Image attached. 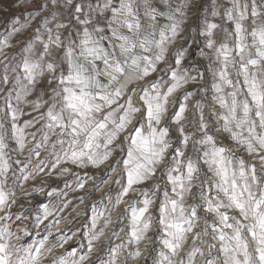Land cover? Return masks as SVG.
<instances>
[{
  "label": "snow or ice",
  "instance_id": "obj_1",
  "mask_svg": "<svg viewBox=\"0 0 264 264\" xmlns=\"http://www.w3.org/2000/svg\"><path fill=\"white\" fill-rule=\"evenodd\" d=\"M0 12L12 13L0 32V264H128L153 228L154 264H264V0H11ZM106 164L86 251L65 248L76 231L49 244L69 192L95 179L74 169ZM42 173L71 179L33 188L47 197L34 218L13 212L16 189ZM30 219L38 238L22 243Z\"/></svg>",
  "mask_w": 264,
  "mask_h": 264
},
{
  "label": "rangeland",
  "instance_id": "obj_2",
  "mask_svg": "<svg viewBox=\"0 0 264 264\" xmlns=\"http://www.w3.org/2000/svg\"><path fill=\"white\" fill-rule=\"evenodd\" d=\"M11 3V0H0V4L4 6H8ZM13 12H16L17 10H12ZM23 11V9L19 10ZM12 13H4L0 12V32H3L5 30V22L8 18L9 15ZM2 103V101H0ZM26 118V117H25ZM14 147V145H13ZM27 150H25L26 154ZM14 158H16L15 154ZM21 160L24 159L23 156H19ZM13 167H18L16 165H13ZM108 168V165H103L100 168H88L84 170L80 169H74V171H80L81 173L87 172L90 177H95V179H91L88 181L86 185V189L83 191H76V192H69V195L67 197L68 200L71 201V204L65 211L61 214L62 216L66 217L67 219L62 220L60 224L56 226V228H53L51 231L54 233L52 237L49 239V244L55 243V241L59 238L60 235H71L73 231L77 232L76 237L72 241H69L67 245H65V248L67 249H77L78 251H86V247H81V245H86V240L83 237V234L87 231V225L90 224L91 220V210H90V205H92L94 202H96V207L98 209H102V205L99 203L101 198L103 197L104 192L108 191L109 186H104L101 191L97 192L94 191L92 188L93 184H99L102 178H105V173L106 169ZM115 175V174H113ZM43 178L44 183L41 185V179ZM63 179H71V177H66ZM63 179H56V178H51L49 179L48 177L44 176L43 173L41 176L37 177L36 180H29L23 185V189L17 188L16 189V195H17V204L16 206L12 209L13 212H19V211H24L25 215H31L34 218L35 213L39 210L40 205L42 203H47V197L45 193H35L33 192L34 187H40L43 186L45 188V192L49 190V186L53 187H59L63 188L64 183ZM12 181H9V184H11ZM119 188V185H111V195L115 196L116 191ZM24 189H27L32 195L30 196H25L24 195ZM87 193V199L85 200V204L83 206L80 205V201L77 199V197L85 195ZM104 203H107V199L104 198ZM21 205H23V209H21ZM124 205H121L120 208L117 210V213L121 212L123 210ZM75 209V211H74ZM79 213V215H78ZM85 213H87L85 215ZM117 213H113V219L115 220ZM51 219V217L49 218ZM126 220L121 221L118 225L115 226V230L119 232V228L123 227L124 224L126 223ZM45 223H48V221H45ZM27 225L30 232L32 233L29 236L24 237V239L21 241L22 243H31L33 239H36L35 232V226L33 223V220L30 219L29 221H25L24 224H20L19 226H24ZM17 225H13V228H15ZM59 229H63L64 231H58ZM78 230V231H77ZM41 237L43 235H46V232L43 231V225H41ZM120 235L123 237L124 234L120 233ZM148 236L151 238L152 243L148 244V241H144L141 243L140 247L144 248L145 244H148L147 250H149L150 254L156 253L155 250L158 248L162 247V245L159 242V232L156 228H153L152 231L148 233ZM115 239L112 240V244H116V242H113ZM157 243V244H156ZM80 245V248L78 249ZM107 244H105V247ZM135 245H132L129 249V251H134L135 250ZM64 249H56V253L59 254L60 252H63ZM103 251V249H101ZM98 254H94L92 260H96V256ZM157 256V255H156ZM107 259V257H104ZM131 261V259L129 260ZM139 263H143V258L141 257L140 260H134ZM46 264H50V260L46 261ZM89 264H92V262H89Z\"/></svg>",
  "mask_w": 264,
  "mask_h": 264
},
{
  "label": "built area",
  "instance_id": "obj_3",
  "mask_svg": "<svg viewBox=\"0 0 264 264\" xmlns=\"http://www.w3.org/2000/svg\"><path fill=\"white\" fill-rule=\"evenodd\" d=\"M113 242L120 243L119 240H114ZM79 248H80V245H79L78 249ZM153 250H155V252H156L153 255L150 254L149 250H146L144 252V256L142 257L144 262L142 264H154V260L158 258L159 249L156 248V249H153ZM121 259L123 260V257H121ZM128 264H141V263H139L137 261H134V260H131V261H128Z\"/></svg>",
  "mask_w": 264,
  "mask_h": 264
}]
</instances>
